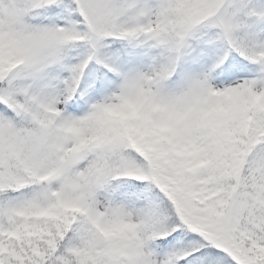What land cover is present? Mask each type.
I'll use <instances>...</instances> for the list:
<instances>
[{"label":"snow or ice","instance_id":"6c2138e0","mask_svg":"<svg viewBox=\"0 0 264 264\" xmlns=\"http://www.w3.org/2000/svg\"><path fill=\"white\" fill-rule=\"evenodd\" d=\"M0 264H264V0H0Z\"/></svg>","mask_w":264,"mask_h":264}]
</instances>
